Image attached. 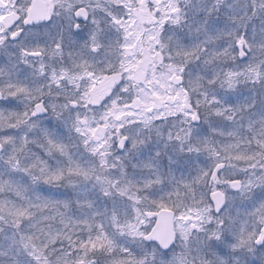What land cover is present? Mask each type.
<instances>
[{
  "label": "snow or ice",
  "instance_id": "1",
  "mask_svg": "<svg viewBox=\"0 0 264 264\" xmlns=\"http://www.w3.org/2000/svg\"><path fill=\"white\" fill-rule=\"evenodd\" d=\"M0 264H264V0H0Z\"/></svg>",
  "mask_w": 264,
  "mask_h": 264
}]
</instances>
